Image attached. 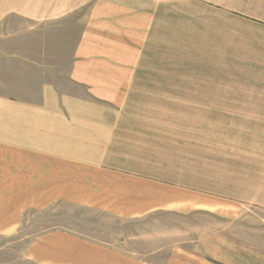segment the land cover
I'll list each match as a JSON object with an SVG mask.
<instances>
[{"label": "crops", "instance_id": "crops-1", "mask_svg": "<svg viewBox=\"0 0 264 264\" xmlns=\"http://www.w3.org/2000/svg\"><path fill=\"white\" fill-rule=\"evenodd\" d=\"M257 2L237 80L176 76L186 67L161 35L236 21L237 0H0V236L60 204L118 221L163 213L190 231L163 264H264V219L250 222L264 214ZM22 259L154 264L65 228L29 237Z\"/></svg>", "mask_w": 264, "mask_h": 264}, {"label": "rangeland", "instance_id": "rangeland-1", "mask_svg": "<svg viewBox=\"0 0 264 264\" xmlns=\"http://www.w3.org/2000/svg\"><path fill=\"white\" fill-rule=\"evenodd\" d=\"M237 3L236 21L206 16L202 23L199 20L198 23L170 24L171 32L161 34L166 39L173 38L175 52L171 56L172 61L186 67L185 71L174 72L176 76L182 74V77L187 78L214 76L248 79V0H237ZM257 3L258 6L253 8L259 11L263 8L264 15V0ZM214 10L231 17L233 15L222 9ZM80 14L81 12L78 13ZM261 35L264 34L260 33L255 40L258 43L264 41ZM175 169L179 170V167ZM260 219H264V214L257 213L250 217V222L256 226L261 222ZM184 225L180 217L169 214H157L136 221H118L102 214L60 204L44 211L29 213L16 233L0 236V264H28L22 259V251L29 237L54 228L69 229L154 264H163L171 249L188 241L190 231L186 234L182 230H186ZM183 245L187 246L186 242Z\"/></svg>", "mask_w": 264, "mask_h": 264}]
</instances>
